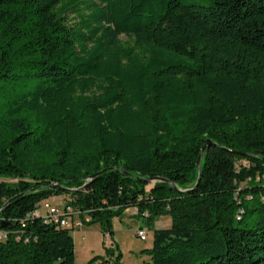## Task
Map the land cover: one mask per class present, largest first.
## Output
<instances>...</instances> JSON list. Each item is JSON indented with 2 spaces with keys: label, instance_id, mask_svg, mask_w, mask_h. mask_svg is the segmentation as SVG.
<instances>
[{
  "label": "trees",
  "instance_id": "16d2710c",
  "mask_svg": "<svg viewBox=\"0 0 264 264\" xmlns=\"http://www.w3.org/2000/svg\"><path fill=\"white\" fill-rule=\"evenodd\" d=\"M60 194L147 264H264V0H0V264H77Z\"/></svg>",
  "mask_w": 264,
  "mask_h": 264
},
{
  "label": "rangeland",
  "instance_id": "374dc122",
  "mask_svg": "<svg viewBox=\"0 0 264 264\" xmlns=\"http://www.w3.org/2000/svg\"><path fill=\"white\" fill-rule=\"evenodd\" d=\"M239 164H246L239 161ZM148 185V189L151 186ZM69 196L66 194L52 195L49 200L56 206H61ZM169 216H161L156 222L159 228H166L170 225ZM154 224V225H155ZM146 231V239L141 240L136 231ZM111 236H105L98 223L84 224L74 227L70 232L74 241V257L77 264H83L96 255H104V247L112 243L121 254L122 264H147L150 256L143 252L144 249L151 247L152 229H149L142 218L125 212L122 217L114 218Z\"/></svg>",
  "mask_w": 264,
  "mask_h": 264
},
{
  "label": "built area",
  "instance_id": "2783aa9c",
  "mask_svg": "<svg viewBox=\"0 0 264 264\" xmlns=\"http://www.w3.org/2000/svg\"><path fill=\"white\" fill-rule=\"evenodd\" d=\"M35 215L41 216L47 223L60 227H71L74 229V227H80L82 225L77 218V213L71 206L65 205L64 203L61 206H56L49 199L39 203ZM136 232L141 240L146 239L145 230L138 229Z\"/></svg>",
  "mask_w": 264,
  "mask_h": 264
},
{
  "label": "water",
  "instance_id": "95a60500",
  "mask_svg": "<svg viewBox=\"0 0 264 264\" xmlns=\"http://www.w3.org/2000/svg\"><path fill=\"white\" fill-rule=\"evenodd\" d=\"M212 144H214V143H212L211 140H206L205 144L201 147L200 152H199L198 159H197V161H196V166H197V170H198V171L200 170V161H201V157H202V154H203L205 148H206L207 146H209V145H212ZM214 145H216V144H214ZM103 171H105V170H102V171H100V172L94 174V175L92 176V178L96 177L97 175H99V174H100L101 172H103ZM122 172H123L124 174H127L126 170H124V169L122 170ZM148 180H149L150 182L160 181V182H164V183H169L167 180H165V179H163V178H160V177L151 178V179H148ZM199 180H200V175L198 176V178H197V182H196V184L194 185V187H193L192 189H194V188L197 186ZM171 187H172L173 190H176V191H179V192H188V191H191V190H192V189H189V190H179V189H177V187H176L174 184H171ZM49 188L52 189V190L58 189V190H68V191H71V189L64 188V187H62V186H60V185H58V184H51V185L49 186ZM7 203H9V201L6 202L5 204H3V206H2V208H1L0 210H2V209L7 205Z\"/></svg>",
  "mask_w": 264,
  "mask_h": 264
},
{
  "label": "crops",
  "instance_id": "0c3cea01",
  "mask_svg": "<svg viewBox=\"0 0 264 264\" xmlns=\"http://www.w3.org/2000/svg\"><path fill=\"white\" fill-rule=\"evenodd\" d=\"M154 227H155V228H159V227L156 226V224L154 225Z\"/></svg>",
  "mask_w": 264,
  "mask_h": 264
}]
</instances>
